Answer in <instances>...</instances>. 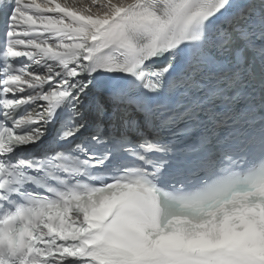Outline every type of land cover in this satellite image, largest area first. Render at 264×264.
<instances>
[{"label": "snow or ice", "instance_id": "obj_1", "mask_svg": "<svg viewBox=\"0 0 264 264\" xmlns=\"http://www.w3.org/2000/svg\"><path fill=\"white\" fill-rule=\"evenodd\" d=\"M0 20V264H264V0Z\"/></svg>", "mask_w": 264, "mask_h": 264}]
</instances>
